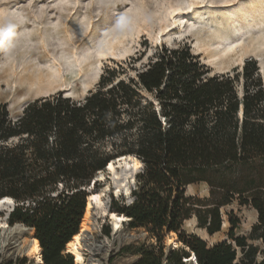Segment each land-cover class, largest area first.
I'll return each mask as SVG.
<instances>
[{
  "label": "trees",
  "instance_id": "obj_1",
  "mask_svg": "<svg viewBox=\"0 0 264 264\" xmlns=\"http://www.w3.org/2000/svg\"><path fill=\"white\" fill-rule=\"evenodd\" d=\"M125 70L106 67L82 99L59 92L29 102L15 121L0 105V199L15 203L7 223L34 231L44 264H73L63 249L78 233L87 187L110 161L132 155L142 163L132 200L111 197L109 207L154 240L121 250L137 256L132 264H186L192 255L196 264H264V77L256 62L211 75L181 44L162 46L134 78L119 79ZM196 184L209 187L206 198L185 195ZM233 202L256 211L248 237H235L232 217L229 242L208 246L182 230L194 216L214 236ZM170 233L182 246L166 254Z\"/></svg>",
  "mask_w": 264,
  "mask_h": 264
},
{
  "label": "rangeland",
  "instance_id": "obj_2",
  "mask_svg": "<svg viewBox=\"0 0 264 264\" xmlns=\"http://www.w3.org/2000/svg\"><path fill=\"white\" fill-rule=\"evenodd\" d=\"M244 6V0H0V105L6 106L9 119L15 121L21 116L27 103L48 95L38 91L47 87V76H51V80L54 78L57 84L61 82L59 76L64 77L66 85L70 87L72 99H82L99 83L106 67L123 64L125 73L118 75V78H134L138 70L154 60V54L162 46L173 48L187 44L191 55L198 57L200 64L205 65L211 75L223 73L233 76L234 68L236 72H240L239 52L236 51L228 59L218 58L214 67H209L206 65L208 56L205 44L210 42L209 44L213 45L216 42L213 36L217 34V31L233 40L242 36L241 38L246 41L248 36L246 30L240 33L230 29L228 31L222 19L228 11L234 14ZM170 8L178 9V11L169 15ZM235 25L240 27L239 24ZM221 26L226 29L223 31ZM163 28L167 29L160 33L159 31ZM120 34L123 35L122 44L116 47V51L122 52L128 47L130 52L121 60H104L99 78L90 84L94 78V71L88 67V62L93 61L98 43L105 38L110 39ZM227 43L229 42H225L223 46ZM221 48L222 46L218 49ZM75 58L80 60L79 64L76 63ZM250 59L254 60L259 67L256 57H245L243 63ZM51 60L59 64L61 71L59 76L52 73L54 64ZM13 63H15L14 68ZM80 63L81 66L83 65L81 72L78 71ZM11 68L17 74L26 69L28 73L21 75L19 79L17 76L13 78L9 73ZM36 69H39L46 77L44 84L40 86L28 84L26 77L36 73ZM260 76L264 77V73ZM86 84H90L88 91H84ZM235 88L238 95L242 96L241 79L235 84ZM53 92L64 94L62 90ZM139 171L141 172V169ZM130 175V171L118 169L114 175L104 173L102 180L100 178L94 180L95 185L90 187L94 192L101 191L104 186L112 188L114 185L121 187L122 184L129 190L126 194L115 196L112 188L101 199L100 204L103 208L109 209L111 197L125 204L131 202V192L136 188V182L128 183ZM208 194L209 187L204 184L190 185L185 192L186 196H197L201 199L206 198ZM6 215V211H0V219L5 218ZM221 216L222 221L224 219L227 222V226L222 229L221 224L220 232L214 236H208L198 229L194 216L184 222L182 230L188 235H196L206 245L211 246L225 240L230 241L228 239L229 230H231L228 223L229 217L239 222L236 228L232 229L235 237H248L251 227L257 222L256 211L249 206H240L238 202L223 207ZM95 226L92 236L108 248V253L104 250L94 257L101 264H132L137 256L122 253L123 248L154 243L144 229H129L127 223L117 233L119 237L115 238L111 236V227L107 222L97 221ZM106 228L110 231L109 237L103 234ZM33 234L34 231L26 233L20 240L22 244L26 246L27 242L31 241V237H34ZM126 234L133 235L134 239L125 241L123 238ZM167 236L165 235L162 240L166 254L169 250H174L167 245ZM258 244L259 242L254 243L255 246ZM237 254L240 257L239 249ZM24 257L26 256L19 255L8 261L0 255V264L15 262L17 258ZM26 258V264H34L31 258ZM89 258V254L86 253L85 260ZM257 260H260V256H257Z\"/></svg>",
  "mask_w": 264,
  "mask_h": 264
},
{
  "label": "bare ground",
  "instance_id": "obj_3",
  "mask_svg": "<svg viewBox=\"0 0 264 264\" xmlns=\"http://www.w3.org/2000/svg\"><path fill=\"white\" fill-rule=\"evenodd\" d=\"M244 4H245L244 8L243 7L240 8L237 13L231 14L228 11L227 15H224L222 19L227 25L228 31L230 29L231 31L235 30L238 33H240L242 30L244 31L246 30V34L248 35L247 40L244 41V39L241 38L242 36L241 37L239 36L238 38H235L233 40L230 39V37L222 35L223 33L221 34L220 32L217 31V34L213 36V40H215L216 42L213 45L209 44L210 42L205 44V46H207V56H208V61L206 63L207 66L214 67L215 61L216 60L218 61V58L223 57L228 59L229 57H232L236 51H238L239 52L238 63L241 66L243 65V59L245 57H250V56L256 57L259 62L258 69L259 71H261L260 73H264V58H263L264 57V0H260V1L244 0ZM176 11H178V9L170 8L169 15H173ZM235 24H239L240 27H238ZM166 29L167 28H163L159 32L163 33L164 31H166ZM221 29L224 31L226 28L224 26H221ZM122 37L123 35L120 34L118 36L117 35L112 36L110 39L105 38L98 43L97 50L93 57V61L88 62V67L94 71V75H93L94 78L91 80L90 84L99 78L98 75L101 71L102 62L104 60L106 59L121 60L122 57L126 56L130 52L128 47L127 49L123 48L124 50L122 52L116 51L117 50L116 47L122 44L121 43ZM225 42H229V43L223 46ZM220 46H222V48L218 49ZM72 56L74 57V53L72 54ZM75 60L76 63L79 64L80 60H78L77 58H75ZM51 61L54 64V69L51 70L52 73L56 74V76H59L61 72L59 68V64H57L56 61L54 60ZM82 66L81 63L80 65H78L79 72H81ZM12 67L13 68L15 67V63H13ZM13 68H11L9 72L10 76H13V78L17 76L19 79L21 75H26L25 73L28 71V69H26L23 70L21 73L17 74V72L13 70ZM26 77L28 80V84L29 83L30 85L36 84L37 86L44 84V78H46L43 76V73H41L39 69H36V73L34 74L32 73V75L29 74ZM50 77L47 76L46 79L48 83L47 87L42 90L39 89L38 90L39 93L50 94V92H53L55 90H59V91L62 90V92H64L65 94V97L72 98L71 92H69L70 87L68 84L66 85L64 77L59 76L61 82L58 84L56 81H54V78L53 80H51ZM90 84H86L84 86V91H88V87L90 86ZM64 88L67 89L65 90ZM241 112L242 111L240 109L239 117H241ZM141 168H142V163L136 157L132 155L120 157L116 160L110 161L103 171H99V173H97L94 180L96 178L97 179L100 178L102 180L104 173L114 175L116 173V170L120 169L123 171H130L131 175L129 176L128 183L131 182L134 183L135 176L140 172L139 170ZM122 185L121 187L119 185L118 186L114 185L112 187L115 196H118L119 194L123 195L124 193L126 194L129 192L126 185L125 186L123 185V188ZM112 188H109L108 186H104L103 189L99 192L98 191L94 192L93 188L90 189L89 191L90 193L88 194V197L86 199L87 205H86L85 213L83 215V218L81 219L82 222L80 224L78 233L73 236V238L65 245L63 249L64 253L70 254L72 256L73 264H86L85 262L86 253H88L90 256L89 260H87L89 264H101V262L98 259L94 258L95 253H100L101 251L104 250L105 253H108L107 252L108 248L105 247L104 244L94 239V237L92 236L93 232L96 229L95 220L92 219L94 213L100 216H105L106 208H103L100 203L102 197H104L107 193H109L110 190H112ZM14 205H15L14 201L11 200L10 198L0 199V211L7 212L6 217L0 219V255H3V259H8V260H12L18 257L19 255H23L33 259L34 264H44L41 246L36 238L31 237L32 238L31 241L27 242L26 246L23 245L22 242L20 241L26 233L32 230L28 229L26 226L19 223L14 224V226H10L7 223V216L14 208ZM109 218H110L109 220L112 221L110 225L111 233H113L112 236H114V238L116 236L119 237L117 233L123 227L125 222L129 221V219L123 215H118L113 212L110 213ZM226 226H227V222L223 219L222 229L225 228ZM123 239L125 241L132 240L134 239V236L131 234H126ZM166 243L169 247H172V249L174 250L175 248H179L182 246L177 239V235L173 233H170V235L167 236ZM186 264H192V260H186Z\"/></svg>",
  "mask_w": 264,
  "mask_h": 264
},
{
  "label": "water",
  "instance_id": "obj_4",
  "mask_svg": "<svg viewBox=\"0 0 264 264\" xmlns=\"http://www.w3.org/2000/svg\"><path fill=\"white\" fill-rule=\"evenodd\" d=\"M258 67V66H257ZM259 72H261V71H259ZM261 74V73H260ZM72 99V98H71ZM238 116H239V114H238ZM90 187H87V189H86V192L89 194L90 192ZM128 203H130V202H128ZM85 204H86V202H85ZM96 210V209H95ZM94 213V212H93ZM110 213H111V211H109V209H106V213H105V216H100V215H98V214H96V213H94V215H93V219L92 220H95V222H97V221H103V222H107L108 223V225L110 226L111 225V223H112V221L111 220H109L110 218H109V216H110ZM126 223V222H125ZM113 235V233H111V236ZM100 243H102V242H100ZM98 253H95V255H97ZM33 260V259H32ZM89 260V259H88ZM136 260H137V258H136ZM135 260V261H136ZM9 261V260H8ZM134 261V262H135ZM0 262H1V260H0ZM86 264H89L88 263V261H86Z\"/></svg>",
  "mask_w": 264,
  "mask_h": 264
},
{
  "label": "crops",
  "instance_id": "obj_5",
  "mask_svg": "<svg viewBox=\"0 0 264 264\" xmlns=\"http://www.w3.org/2000/svg\"><path fill=\"white\" fill-rule=\"evenodd\" d=\"M56 92H52V93H50V94H48V95H46V96H44V97H48V96H50V95H53V94H55Z\"/></svg>",
  "mask_w": 264,
  "mask_h": 264
},
{
  "label": "built area",
  "instance_id": "obj_6",
  "mask_svg": "<svg viewBox=\"0 0 264 264\" xmlns=\"http://www.w3.org/2000/svg\"><path fill=\"white\" fill-rule=\"evenodd\" d=\"M192 264H196V261L195 260H192Z\"/></svg>",
  "mask_w": 264,
  "mask_h": 264
}]
</instances>
